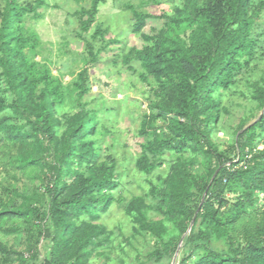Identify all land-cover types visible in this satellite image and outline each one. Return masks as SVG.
<instances>
[{
    "label": "trees",
    "instance_id": "16d2710c",
    "mask_svg": "<svg viewBox=\"0 0 264 264\" xmlns=\"http://www.w3.org/2000/svg\"><path fill=\"white\" fill-rule=\"evenodd\" d=\"M6 1L0 17V81L13 99L0 98V113L7 109L13 113L0 118V129L17 146L22 169L39 162L36 154L50 152L52 172L46 185L50 211L29 201L10 208L0 194V221L21 218L31 237L50 242L39 264H90L92 251L111 233L95 220L117 199L111 192L119 185L117 165L100 160L94 138L99 118L94 109L82 105L65 121L62 135L57 134L56 127L63 124L58 108L65 101V91L49 69L43 71L29 61L26 48L30 38L20 25L25 13L35 12L44 0L27 4ZM105 2L92 0L89 9L78 13L83 31L90 30ZM128 7L135 17L136 33L142 32L150 19H164L166 28L160 34L143 32L141 36L149 44L132 47L123 58L130 69H134L133 60L139 61L144 69L141 78L153 79L157 83L154 90L161 96L143 121L140 134L144 141L136 167L152 173L163 166L167 152L179 156L162 186L151 190L158 203L138 196L126 206L127 214L139 231L157 238L156 251L150 256L159 261L173 258L182 242L187 253L180 264H264V81L256 85L254 95L261 114L251 124L240 126L237 161L227 159L213 140L221 114L227 111L221 90L235 84L261 47L255 27L264 0H183L173 15H153ZM183 25L192 29L188 42L175 33ZM96 33L102 34L101 27ZM87 48V65L74 84L80 100L91 90L90 64L100 60L99 51L88 40ZM157 120L168 125L164 134L153 138L151 129ZM191 150L201 151L209 162L203 174L194 172L193 162L185 160V153ZM150 207L162 211L185 237L166 240V224L147 218ZM18 229L10 226L3 232L12 234ZM10 254L22 256L0 239V255Z\"/></svg>",
    "mask_w": 264,
    "mask_h": 264
},
{
    "label": "rangeland",
    "instance_id": "374dc122",
    "mask_svg": "<svg viewBox=\"0 0 264 264\" xmlns=\"http://www.w3.org/2000/svg\"><path fill=\"white\" fill-rule=\"evenodd\" d=\"M20 1L24 4L35 2ZM6 4V0H0V17ZM91 5L92 0H44L35 12H26L20 24L30 38L26 48L29 61L36 63L38 69H49L54 79L61 81L65 91V101L58 108L63 124L56 127L57 134L62 135L66 129L65 121L82 105L94 109L99 118L94 138L97 140L100 160H112L117 165L119 185L111 191L117 199L108 210L101 211L99 218L95 220L96 223L106 225L111 233L101 246L92 251L89 263L180 264L184 253H187L182 242L178 255L176 253L173 258L159 261L150 256L156 251L157 238L139 231L138 224L126 212V206L138 196L146 197L148 203H158V199L150 195L151 190L153 186H162L179 154L167 152L162 157L163 166L152 173H144L136 167L137 159L142 154L141 143L144 141L140 134L143 121L146 115L153 112V105L161 96L154 90L157 83L153 79L143 81L141 78L144 69L140 62L133 60L131 64L134 69H130L123 58L132 47L142 48L149 44L142 38L143 32L160 34L166 29L165 20L156 18L150 19L142 32L136 33L135 17L128 5L153 15H173L177 7H182L183 0H107L99 6L95 23L85 32L81 29L78 13L89 9ZM97 27H101V35L95 34ZM191 31L189 26L183 25L177 27L175 33L188 42ZM255 35L260 38L261 47L252 64L237 76L235 84L227 91L221 90L222 106L227 111L222 112L213 132V140L219 151L227 159L235 161L239 158L235 155L239 152L236 142L240 126L254 122L262 111L254 95L256 85L264 81V11H261L258 18ZM87 40L93 43L95 51H99L100 60L96 64H90L91 90L80 100L74 84L89 59ZM115 40L118 42H113ZM0 98L6 101L13 99L3 81H0ZM12 113L11 109L2 111L0 118ZM167 125L168 122L157 120L151 129V137L164 134ZM17 157V146L0 129V194L10 208L29 201L43 211H50L51 198L46 191L52 172L49 168L52 161L50 152L36 154L39 162L24 169L20 167ZM184 158L187 162H193L194 172L203 174L209 168V162L201 151H188ZM216 164L213 161V165ZM74 166L77 167L78 164ZM146 213L148 220H162L166 224V240L180 237L182 240L185 237L181 236L176 225L162 211L150 207ZM48 225H51L50 220ZM10 226H17L19 229L16 233L5 234L3 229ZM37 238V235L30 236L23 219L7 217L1 220L0 239L11 250L22 253L24 260L17 254L0 255V264H39L44 259L50 242L43 238L37 241Z\"/></svg>",
    "mask_w": 264,
    "mask_h": 264
},
{
    "label": "water",
    "instance_id": "95a60500",
    "mask_svg": "<svg viewBox=\"0 0 264 264\" xmlns=\"http://www.w3.org/2000/svg\"><path fill=\"white\" fill-rule=\"evenodd\" d=\"M177 255H178V253H177ZM174 264H176V263H174Z\"/></svg>",
    "mask_w": 264,
    "mask_h": 264
}]
</instances>
